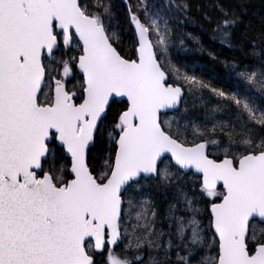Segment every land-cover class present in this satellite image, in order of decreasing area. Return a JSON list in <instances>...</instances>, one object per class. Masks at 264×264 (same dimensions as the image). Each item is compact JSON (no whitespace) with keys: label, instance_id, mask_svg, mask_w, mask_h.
<instances>
[{"label":"water","instance_id":"water-1","mask_svg":"<svg viewBox=\"0 0 264 264\" xmlns=\"http://www.w3.org/2000/svg\"><path fill=\"white\" fill-rule=\"evenodd\" d=\"M136 57L124 59L104 27L83 13L80 0H0V264H94V253L121 242L122 195L141 179L156 178L169 159L182 174L200 178L223 197L209 207L217 242L215 264H264V244L247 250L249 225L264 224V149L234 164L216 161L203 142L183 145L161 127L160 116L179 110L184 92L168 84L141 22L129 14ZM75 39L83 95L76 103L64 84L39 105L42 59ZM125 102L111 171L99 183L87 166L111 102ZM54 140L69 159L71 179L56 186L40 178Z\"/></svg>","mask_w":264,"mask_h":264},{"label":"trees","instance_id":"trees-1","mask_svg":"<svg viewBox=\"0 0 264 264\" xmlns=\"http://www.w3.org/2000/svg\"><path fill=\"white\" fill-rule=\"evenodd\" d=\"M80 5L84 14L104 27L126 60L136 57L129 14L148 29L168 84L184 92L179 110L160 116L169 136L183 145L203 142L210 158H229L234 164L264 149V0H80ZM147 11L160 24L161 39L153 35ZM80 54V48L60 46L51 60L43 58L46 83H64L76 103L83 95V80L75 68ZM45 89L39 104L49 100V87ZM126 108L125 102H111L88 150L87 166L95 179L100 177L103 161L109 159L101 183L111 171L115 141L122 130L119 119ZM48 148L42 172L60 186L71 179L70 161L53 138ZM137 193L148 205V214L139 221L130 218ZM222 197V188L206 191L200 178L182 174L165 159L156 178L132 183L123 193L122 239L111 252L118 253L124 264H186V259L188 264H215L218 249L208 210ZM193 217L203 233L199 245L189 243V232L180 236L176 224ZM186 243L188 249L183 246ZM258 244H264V224L253 221L247 239L249 254ZM175 250L181 257L177 263L173 262ZM87 252L94 264H107L106 251L97 254L87 248Z\"/></svg>","mask_w":264,"mask_h":264},{"label":"rangeland","instance_id":"rangeland-1","mask_svg":"<svg viewBox=\"0 0 264 264\" xmlns=\"http://www.w3.org/2000/svg\"><path fill=\"white\" fill-rule=\"evenodd\" d=\"M147 15H148V17H147V20H148V22H149V24H150V26H151V28H152V30H153V35L156 37V38H159V39H161L162 38V29H161V26H160V24L159 23H157V21L155 20V18L149 13V11H147ZM94 18V17H93ZM144 26V25H143ZM145 27V26H144ZM146 28V27H145ZM147 29V28H146ZM147 31H148V29H147ZM149 32V31H148ZM115 34V33H114ZM149 35H150V33H149ZM61 40H62V37H61ZM64 47V46H63ZM70 47H72L74 50H76V49H78V48H80L81 49V47H80V45L78 44V42L74 39L73 40V42H72V45L70 46ZM66 48V47H65ZM81 52H82V50H81ZM58 84H64V83H57L56 81H54L53 82V85H49V84H47L46 83V81H45V85L46 86H48L49 87V90H50V95H49V100H48V102H45V103H43V104H40V105H49L50 103H51V92H52V88L55 86V85H58ZM45 85H44V87H45ZM65 85V84H64ZM45 91H46V89L44 90V88H43V90H42V92L41 93H43L42 94V96H39V97H41V99L43 98V96L45 95ZM261 112H263V110L261 111ZM170 123V120L168 121V124ZM252 154V153H251ZM109 167H110V164H109V159H108V157H106V159L103 161V163H102V166H101V171H100V177H98L96 180L99 182V181H101V179L103 178V177H105L106 176V171L109 169ZM158 173H159V169H158ZM52 178V177H51ZM106 180V179H105ZM104 180V181H105ZM99 183H101V182H99ZM103 183V182H102ZM55 184V183H54ZM56 185V184H55ZM62 185H64V184H62ZM58 186V185H57ZM61 186V185H60ZM136 192H137V190H136ZM139 193V192H138ZM138 193L136 194V197H135V200H134V202L132 203V213H131V216H130V218L131 219H134V220H136V221H139L141 218H143L146 214H148V212H147V210H148V205H147V203H146V201L144 200V199H142V198H139L138 197ZM138 223V222H137ZM136 223V224H137ZM131 224V223H130ZM177 224V228H178V233H179V235L180 236H182L183 234H185L186 232H189L190 233V235H191V238H190V240H189V243H191L192 245H199L200 243H201V238H202V235H203V233H202V231H201V229H200V227H199V225H198V223L196 222V220H195V218L193 217V218H189V219H179L178 220V222L176 223ZM121 225H123V219H121V221H120V227H121ZM136 229V227L134 228V230ZM121 231V230H120ZM121 239H122V237H121ZM187 243L186 244H184L183 246H185L187 249L189 248V247H187ZM259 245V244H258ZM261 245V244H260ZM85 248H86V251H87V248H89L90 249V251H92L93 252V250H92V247H91V245L88 243L86 246H85ZM170 246H167V249H166V252H169V250H170ZM113 250V249H112ZM111 249H107L106 248V256H105V258H106V262H107V264H124V259L123 260H121V258H120V256H119V254L118 253H113V252H111L112 251ZM177 250H175V256H177L176 258H174L173 259V262L174 263H177V262H179L180 260H181V257L177 254ZM88 253V255H90L89 254V252H87ZM94 253V252H93ZM91 256V255H90ZM190 256H192V254L190 253V255H188V257L187 258H189ZM92 257V256H91ZM205 260H207V261H209L210 259L209 258H207L206 257V259ZM185 263L186 264H188L187 263V259L185 260Z\"/></svg>","mask_w":264,"mask_h":264},{"label":"flooded vegetation","instance_id":"flooded-vegetation-1","mask_svg":"<svg viewBox=\"0 0 264 264\" xmlns=\"http://www.w3.org/2000/svg\"><path fill=\"white\" fill-rule=\"evenodd\" d=\"M56 35H57V40H58V42H59V44H58V48H57V50H58L60 46H63V45H62L63 36H62L61 33H60V34H56ZM61 37H62V40H61ZM53 55H54V54H53ZM53 55H52V57H53ZM52 57H51V58H52ZM43 58H46V57L43 56ZM49 60H51V59H49ZM42 174H43V172H42V165H41V172L38 173V174L36 175V178H40V177L42 176Z\"/></svg>","mask_w":264,"mask_h":264}]
</instances>
